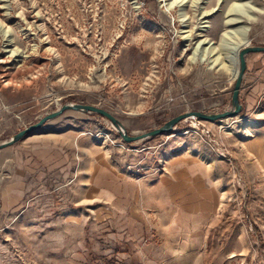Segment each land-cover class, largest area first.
<instances>
[{
	"label": "rangeland",
	"instance_id": "rangeland-1",
	"mask_svg": "<svg viewBox=\"0 0 264 264\" xmlns=\"http://www.w3.org/2000/svg\"><path fill=\"white\" fill-rule=\"evenodd\" d=\"M240 25L264 46V0H0V144L64 104L133 135L228 110L235 78L197 43ZM260 97L129 145L68 111L0 151V264H264Z\"/></svg>",
	"mask_w": 264,
	"mask_h": 264
},
{
	"label": "water",
	"instance_id": "water-1",
	"mask_svg": "<svg viewBox=\"0 0 264 264\" xmlns=\"http://www.w3.org/2000/svg\"><path fill=\"white\" fill-rule=\"evenodd\" d=\"M262 53L264 54V46H249L248 43L239 50L237 57L238 73L234 79L235 82L233 85L231 99H230L231 108L228 110H224L223 112L220 113L184 112L166 121L163 125H161L158 128H155L153 130L141 134L133 135V134H129L125 130L121 122L106 110H103L101 108L92 105L64 104L56 111L46 114L45 116L41 117L36 123L15 133L7 141L2 142L0 144V151L17 144L30 133L39 130L40 128L45 126L49 121L58 118L59 116L63 115L65 112L68 111L81 112L85 114H94L101 118L106 119L114 128V130L121 138V140L128 145L146 139H151L160 135L170 134L175 129V127L182 121L194 119L197 121L217 122L239 116L242 112V105L240 103V91L242 87L243 77L246 71V57L250 54H262Z\"/></svg>",
	"mask_w": 264,
	"mask_h": 264
},
{
	"label": "crops",
	"instance_id": "crops-1",
	"mask_svg": "<svg viewBox=\"0 0 264 264\" xmlns=\"http://www.w3.org/2000/svg\"><path fill=\"white\" fill-rule=\"evenodd\" d=\"M246 91V95H243V92ZM264 94V54H250L246 57V71L243 77V82H242V87H241V91H240V103L243 102L242 107L245 105L247 107L251 106L253 103H255V100L258 98H261L260 96ZM244 96V97H243ZM244 98V100H243ZM264 102V100H263ZM84 133H81V135L83 136ZM41 135V136H40ZM37 138H35V142L40 144L39 145V152H41L39 155L42 156L43 154V149L46 148V144L49 143V148L51 149L52 147H56V144L52 145V140L50 135H47V133L39 134L38 136H36ZM73 139V138H72ZM74 142V141H73ZM76 143L79 144V146L82 148L84 145L83 143H81V141H77ZM89 148V147H88ZM90 150V149H88ZM1 151H4L1 150ZM99 151V152H98ZM98 151H96L93 154V159H95L96 161H98L97 156H102L100 150L98 149ZM91 152V151H89ZM45 153V152H44ZM104 157V160H106L105 162L107 163H111V157L109 155V157L102 156ZM48 163H51L50 161ZM115 167V166H114ZM176 175V174H174ZM152 210V208H149L147 210ZM154 209V208H153ZM155 210V209H154ZM156 211V210H155ZM147 223V221H145ZM158 222L159 221L158 219ZM179 258H185V256L183 257H179Z\"/></svg>",
	"mask_w": 264,
	"mask_h": 264
},
{
	"label": "bare ground",
	"instance_id": "bare-ground-1",
	"mask_svg": "<svg viewBox=\"0 0 264 264\" xmlns=\"http://www.w3.org/2000/svg\"><path fill=\"white\" fill-rule=\"evenodd\" d=\"M174 5H171L170 8ZM232 22H235V20H231L228 25ZM201 28L204 29L207 26H201ZM247 32L248 28L241 25L229 31L226 30L220 35L217 44L213 45L212 42L203 40L197 43V50L202 52L203 58L205 57L207 60L212 58V62L209 60L211 66L219 61L223 69L231 72L235 78L238 73L237 53L240 48L248 43Z\"/></svg>",
	"mask_w": 264,
	"mask_h": 264
}]
</instances>
